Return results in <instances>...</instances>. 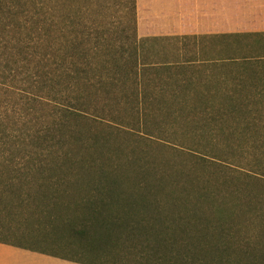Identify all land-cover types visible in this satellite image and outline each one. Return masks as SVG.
<instances>
[{
	"label": "trees",
	"instance_id": "1",
	"mask_svg": "<svg viewBox=\"0 0 264 264\" xmlns=\"http://www.w3.org/2000/svg\"><path fill=\"white\" fill-rule=\"evenodd\" d=\"M136 6L0 0V244L78 264H264V46L208 72L145 62ZM245 35L264 37L223 38ZM178 144L193 163L155 167ZM21 226L48 244L27 247Z\"/></svg>",
	"mask_w": 264,
	"mask_h": 264
},
{
	"label": "crops",
	"instance_id": "2",
	"mask_svg": "<svg viewBox=\"0 0 264 264\" xmlns=\"http://www.w3.org/2000/svg\"><path fill=\"white\" fill-rule=\"evenodd\" d=\"M139 24L146 34L147 17L157 16L162 23L152 26L153 36L195 35L222 38L224 35L264 33V0H138ZM173 1L174 8H166ZM154 3L158 10L155 13ZM163 5L160 8L159 4ZM152 7L149 8V6ZM152 9L153 11H151ZM164 17V18H163ZM156 25V26H155ZM145 34V35H146ZM150 34V35H151ZM0 264H78L37 252L0 244Z\"/></svg>",
	"mask_w": 264,
	"mask_h": 264
},
{
	"label": "rangeland",
	"instance_id": "3",
	"mask_svg": "<svg viewBox=\"0 0 264 264\" xmlns=\"http://www.w3.org/2000/svg\"><path fill=\"white\" fill-rule=\"evenodd\" d=\"M146 2V0H143ZM137 3V8H136V21H137V33H138V39L143 43L141 46L140 52L144 53V55L148 58H144L145 62H152L153 63H165V62H180V61H189L194 63V67H198V71L200 72V67L204 71H209L210 68L212 67L213 61H216L218 59L222 58H234L236 56H243L244 52L249 48V45H254L255 47H262L264 46V37H255V36H249L247 37L246 35L239 40L234 41L232 38H201L199 36L195 35H177L174 33H170L169 35L166 36H153L151 34L152 31V26L155 23V21H158L156 24L162 23V20L160 17L158 18L155 16L154 18L152 15L154 14H149V16L146 18L147 23H150V28L148 33L146 34L143 30H141V26L139 24V21L141 18H139V9H138V3L139 1L136 0ZM169 7L166 8H174L173 1L169 2ZM160 8H163L162 3L159 4ZM152 7V5L149 6V8ZM153 11L152 9H150ZM154 10L155 13L158 12L156 8V3H154ZM108 16H110V21L117 22L116 25H119V22L121 24L124 22L127 26L129 27L132 24V17L126 16V11H122L119 13H116L114 10H112ZM155 15V14H154ZM164 18V17H163ZM130 23V24H128ZM121 26V25H120ZM156 26V25H155ZM130 31V30H129ZM146 34V35H145ZM151 34V35H150ZM170 39V40H163V39ZM154 39H160L161 41H154ZM262 45L260 46L259 44ZM246 53V52H245ZM143 55V57H144ZM212 61V62H211ZM200 66V67H199ZM208 68V70H206ZM181 145H169L167 147H163L162 150L157 152L153 148H145L147 151L153 150L156 151L157 157L163 160L164 163H161L157 160V158L151 159V162L158 164L155 167H160L164 170V166H167L168 169L172 166L171 163H173L172 157H177V162H183L187 164L188 162L190 163V160H192L190 152L186 148H181ZM161 147V146H160ZM127 152H129V148L126 149ZM120 151H123L121 149ZM93 152V151H91ZM122 153V152H121ZM94 154V153H93ZM91 154V155H93ZM123 154V153H122ZM94 156V155H93ZM190 159V160H189ZM195 161H198L197 159ZM204 161H202L203 163ZM193 163V160H192ZM162 164V165H161ZM164 165V166H163ZM129 166V164H127ZM197 166V168H200L201 170L205 168V170L208 169H213L209 163L204 162L202 166H199V164L193 165ZM167 169V171H168ZM182 169V168H181ZM172 170L169 169L168 173H171ZM174 175V173H173ZM21 233L25 231V236H28L27 232H31V239L29 241H22L24 245L28 246H33V243H40L45 242L47 243L48 240L47 235H49L48 230H36L35 228L32 229H27L25 226L20 227ZM27 234V235H26ZM30 235V234H29ZM48 244V243H47ZM42 247V246H41ZM48 249H53V248H48ZM131 250V246L129 247ZM54 250H56L54 248ZM125 253L127 254V251L125 250ZM118 254V253H117ZM128 257H132L131 255H128Z\"/></svg>",
	"mask_w": 264,
	"mask_h": 264
}]
</instances>
